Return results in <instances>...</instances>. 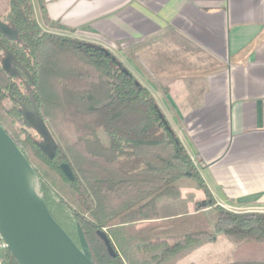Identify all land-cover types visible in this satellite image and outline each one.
Returning <instances> with one entry per match:
<instances>
[{"label":"trees","instance_id":"obj_1","mask_svg":"<svg viewBox=\"0 0 264 264\" xmlns=\"http://www.w3.org/2000/svg\"><path fill=\"white\" fill-rule=\"evenodd\" d=\"M7 17L0 20V123L33 165L50 212L79 245L81 227L95 264H176L218 235L238 245L235 257L209 264H264V211L217 203L148 88L103 46L44 30L32 0H13ZM32 108L56 137L51 154L26 130ZM184 189L205 198L194 201L192 213L163 216L159 200L179 199ZM153 221L148 232L138 228ZM187 237L199 239L168 241ZM0 262L19 264L4 243Z\"/></svg>","mask_w":264,"mask_h":264},{"label":"crops","instance_id":"obj_2","mask_svg":"<svg viewBox=\"0 0 264 264\" xmlns=\"http://www.w3.org/2000/svg\"><path fill=\"white\" fill-rule=\"evenodd\" d=\"M32 2L44 30L107 48L149 89L219 205L264 211V0Z\"/></svg>","mask_w":264,"mask_h":264},{"label":"water","instance_id":"obj_3","mask_svg":"<svg viewBox=\"0 0 264 264\" xmlns=\"http://www.w3.org/2000/svg\"><path fill=\"white\" fill-rule=\"evenodd\" d=\"M106 55L130 70L107 48ZM8 57H14L6 51ZM135 84L143 86L138 80ZM159 116L173 131L160 107ZM38 111L34 108L27 111ZM40 116V115H39ZM40 134V133H39ZM44 148L47 146L43 143ZM62 168L72 179L67 164ZM80 245L50 212L45 196L39 192V178L23 150L0 123V238L19 264H95L83 230L78 225ZM107 244L108 236L100 232Z\"/></svg>","mask_w":264,"mask_h":264},{"label":"rangeland","instance_id":"obj_4","mask_svg":"<svg viewBox=\"0 0 264 264\" xmlns=\"http://www.w3.org/2000/svg\"><path fill=\"white\" fill-rule=\"evenodd\" d=\"M12 3L13 0H0V20L2 22L7 21V15L12 7ZM50 22L52 21H46V24L48 26L50 25L51 27L53 26V28L55 27V29L57 30H61L56 28L55 24H50ZM114 50H116V48H114ZM130 56L131 59L135 55L131 54ZM4 102L7 106H11L9 100L5 99ZM25 115L28 124V126H26L27 132L31 136H33L37 141L45 143V145L47 146L46 151L51 154L56 146V137L50 129L48 123L44 121L35 110L26 111ZM204 197L205 193L202 190L184 189L181 198L175 200L170 198H162L159 200L158 205L160 208V212L163 216L183 212L186 213L188 210H190V206L193 204L194 200H197L198 198L204 199ZM209 220L212 227H214L217 220V213L215 210H211L209 212ZM156 224L158 223H140L138 225V228L148 232L150 228ZM237 247L238 245L236 243L228 240L225 236L218 235L215 240L209 241L204 247L182 258L176 264H209L231 262L234 260L235 250L237 249ZM166 250L168 251V254H170L174 250H176V248H172L170 250L168 247H166Z\"/></svg>","mask_w":264,"mask_h":264},{"label":"built area","instance_id":"obj_5","mask_svg":"<svg viewBox=\"0 0 264 264\" xmlns=\"http://www.w3.org/2000/svg\"><path fill=\"white\" fill-rule=\"evenodd\" d=\"M195 163H196V161H195ZM2 245H3V242H2V240L0 238V249H1ZM0 264H2V263L0 262Z\"/></svg>","mask_w":264,"mask_h":264}]
</instances>
